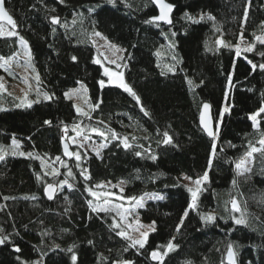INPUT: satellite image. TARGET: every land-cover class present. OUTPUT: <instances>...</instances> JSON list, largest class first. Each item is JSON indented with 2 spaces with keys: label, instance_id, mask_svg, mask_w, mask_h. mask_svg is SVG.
<instances>
[{
  "label": "trees",
  "instance_id": "16d2710c",
  "mask_svg": "<svg viewBox=\"0 0 264 264\" xmlns=\"http://www.w3.org/2000/svg\"><path fill=\"white\" fill-rule=\"evenodd\" d=\"M170 1L176 8L168 26L145 23L157 12L151 0H5L52 99L0 110V143L18 137L33 154L0 160V238H8L0 244V264H22L40 255L44 264H73V253L76 264H113L116 259L160 264L150 253L170 240L177 247L163 264H229V244L236 264H264V153H254L243 174L235 167L250 144L259 146L264 133V114L258 129L248 118L264 104V70L253 71L248 63H264V44L255 39L264 35V0ZM185 13L199 22L186 19ZM52 16L60 24L53 25ZM94 30L124 48L123 78L139 103L118 84L100 85L105 75L95 63ZM241 33L255 45L252 52L243 51L248 44ZM218 37L228 46L216 44ZM18 39L0 37V57L16 54ZM78 82L87 85L93 103L87 115L64 96ZM13 98L17 101L8 97ZM204 101L212 104L219 126L215 141L199 124ZM224 101L229 111L219 123ZM80 125L106 130L108 137L100 155L82 151L77 161L64 154L63 140ZM165 132L172 138L169 144L163 143ZM206 170L208 181L197 207L190 209L191 193L181 175L199 178ZM104 180L122 181L126 197L162 192L164 199H151L140 208L143 219L156 226L145 248H132L117 235L111 212H94L89 206L95 201L88 189ZM47 184L56 186L52 199ZM233 199L247 224L234 223ZM208 214L216 219H202Z\"/></svg>",
  "mask_w": 264,
  "mask_h": 264
},
{
  "label": "snow or ice",
  "instance_id": "6c2138e0",
  "mask_svg": "<svg viewBox=\"0 0 264 264\" xmlns=\"http://www.w3.org/2000/svg\"><path fill=\"white\" fill-rule=\"evenodd\" d=\"M152 2L159 8V15L151 17L150 21H145V23L163 21L164 23L172 24L171 13L174 9V5L166 2V0H152ZM61 3H63V0H61ZM109 3H115V0H109ZM4 4H5V0H0V22L6 21L7 24L11 26V30L5 31L3 23H0V37L18 36V33L16 31H14V29L17 28V24H16L15 20L13 19V17L5 9ZM89 11H92V9H89ZM184 15H185L186 19L192 20L194 23L199 22L198 20L193 18L189 13H185ZM204 16H205V14L201 13L199 19L200 20L204 19ZM246 17H247V12L245 13V18ZM208 18L212 19V20L215 19L210 14L208 15ZM60 22L61 21H60V18L58 16H52L51 17V23L53 25L60 24ZM73 23H75V20L73 21ZM261 27H262V29H264V22H262ZM53 32H55V28H53ZM94 35L99 36L101 34L100 33H94ZM172 35H175V33H172ZM240 39L243 41V39H244L243 33H241ZM255 39L257 41H259L261 44H264V35L255 36ZM19 43L25 49V54L29 57V61H30L31 60V50L28 46V42L23 37H19ZM216 44L228 46L223 39H218L216 41ZM254 47H255L254 44L249 43L248 46L243 49V51L252 52L254 50ZM240 54H241V48L239 46H236V55L239 56ZM260 55L262 57H264V52L260 53ZM12 59H13V57H7V58L0 57V68L5 69V71H10L9 62ZM71 59L73 61H76L77 57L73 56ZM173 59H175V57H173ZM111 62L115 63V61H111ZM95 63L99 64L100 60H96ZM248 63L251 65V68L253 71H255L257 69V67L261 70H264V63H261L259 65L254 64L251 61H248ZM169 71H174V68L169 67ZM104 75L109 77V81H108L109 83L118 84V86L121 87L125 92L129 93L132 97H134L136 99L137 103L140 102L139 96L124 81L122 73L111 72L108 68H105L104 69ZM36 79L39 80L38 75H37ZM0 80H2V78H0ZM25 82H27L26 78H25ZM229 82H231V77H229ZM78 83H79V88L69 89L68 91H66L64 93V96L67 99H69V100L73 99V97L75 95H77L79 92H81L82 90L85 92L87 91L86 86L82 82H78ZM99 83L103 87L105 84V81L100 80ZM189 83H191V81H189ZM0 90H6L5 85L3 83H0ZM26 97H27V94H25V101H24L23 106L31 107L32 102L27 101ZM44 98L45 99H52V96L45 94ZM20 106L21 105H17V107H20ZM98 106L99 105H96V107H98ZM210 107L211 106L207 103L203 104V111L200 114V123L203 126V130L206 132V134L209 137L213 138V141H215L216 137L219 135V129L217 127V129L215 131L213 130L212 118L209 114ZM76 110H77V112H81V109L79 107H77ZM141 110L143 111V108H141ZM223 111L227 112V111H229V109L227 107H225ZM261 114H264V104H262V106L256 112L251 113L248 117L252 121V127L253 128H257V129L259 128ZM84 115H87V113H84ZM145 115H147V112H145ZM50 123H51V121H45V124H50ZM65 131H66V129H65ZM92 131L95 132L98 130L94 128V129H92ZM77 134L79 135V133H77ZM99 135L104 136V133L100 132ZM164 137H165V139L163 140L164 144H169L172 142V138H171V136L168 135L167 132L164 133ZM258 143H259L260 147H256V146L250 144V151L246 152L245 158H242L240 160V162L236 163L235 167L237 170H239V174H243L244 172H247L250 170L246 167L247 158H251L253 156V154L257 153V152L264 153V133H261V138L259 139ZM12 145L15 146V148H19V146H20L19 142L15 138L12 139ZM81 146H83V145H81ZM103 147H106V145H101V148H103ZM124 147L125 148L130 147V145L127 143L126 138L124 141ZM215 151H216V146H215V142H213V145H212L213 155L215 154ZM12 154L16 155L17 153L14 151ZM19 154L25 155V153H22V152ZM64 154L67 156H73L74 155L77 161H79L81 159V156L79 153H73V152H70L68 150L67 144H65V146H64ZM27 155L32 156L33 154L27 153ZM97 155H99V153H97ZM136 155L139 156V155H141V153L137 152ZM4 158H5L4 154H0V160H4ZM59 159L60 158L57 157V160H59ZM151 159L155 160L156 157L153 155L151 157ZM209 164H211V160L209 161ZM68 175H72L70 170H69ZM89 178L90 177L85 175V180H87ZM184 179L191 181L192 184L194 185V187H188V186H185V187H187L188 192L191 193V202L189 203L188 208L195 209L197 207L198 193L202 189V184L204 182L208 181V173H207V171H205V173L203 174L202 177L196 178L194 180L192 177H184ZM65 183H66V181H65ZM121 183H123V182H121ZM233 184H235V180L233 181ZM97 187H101V185H97ZM55 188H56L55 185L47 184V186L45 188V192L48 194L49 199L53 198ZM88 191H90L91 195L94 197H99V195H100V193L92 191L91 189H88ZM120 191L123 192V188H121ZM104 195L105 196H112L114 194L113 193H104ZM120 198L124 199V197H122V196ZM5 199H8V198L5 197ZM128 199L135 201V205H134L135 207H138V208L144 207L143 197H141L139 199H137L136 197H129ZM154 199L162 200V199H164V197L163 196H156V197H154ZM88 203L94 212L107 213L110 211L108 200H105L103 204L93 205L92 201H89ZM231 204H232L233 210L240 212V208H239V205H238V202L236 201V199H233L231 201ZM111 207L118 209L122 206L121 205H112ZM124 211L127 212L128 210L125 209ZM118 215L120 216L121 220H126V216L123 213H118ZM187 215H188V211L186 209L184 211L183 217H181V223H183V219ZM202 219H204L208 222H211V221H214L216 219V217L212 214H208L206 217H202ZM232 219L234 220V223L236 225L247 224V220L243 215H241L239 217H232ZM127 227L132 228L133 225L128 224ZM114 228H121L120 223H114ZM141 229H146V230L141 231ZM177 230H179V226H178ZM135 231H137L139 233L138 238L133 237L132 235H130L128 233L127 230H124V229H121L120 231H118L117 235H119L122 238H124L125 240L129 241L130 247L137 248L138 250L143 249V248H145V245L148 242V237H149L150 233L156 231L155 222L153 221L151 224L143 225V224H140L139 220H137L136 226H135ZM7 239H8L7 237L0 238V244H4ZM174 239L175 238L173 237V240ZM91 243H92V241H89V244H91ZM161 247H163V249H164L163 251L160 250ZM175 247H177V246L172 242V240H170L167 243V245H165V246H159L158 245L157 249L153 250L150 253V257L152 260L159 261L160 264H163L164 257L167 256L169 252L174 250ZM124 250L127 251L128 249L125 248ZM16 251L19 252L20 249L16 248ZM68 251L72 252V249L69 248ZM235 257H236V253L233 249V245L229 244L228 249H227V259L229 261V264H236ZM17 259H19V257H17ZM71 259H72L73 264H76L77 256L75 255V253L72 254ZM114 264H134V262L131 260H118V261H115Z\"/></svg>",
  "mask_w": 264,
  "mask_h": 264
},
{
  "label": "rangeland",
  "instance_id": "374dc122",
  "mask_svg": "<svg viewBox=\"0 0 264 264\" xmlns=\"http://www.w3.org/2000/svg\"><path fill=\"white\" fill-rule=\"evenodd\" d=\"M0 23H3L5 31L11 30V26L8 25L7 23L5 22H0ZM14 31L17 32L16 29H14ZM94 33H100L101 35L97 36V35H94ZM19 37H22V36L18 34V38ZM91 39L96 44L97 48L99 49L98 54L96 55L95 59L100 60V64L102 65L103 70L105 68H108L111 72L123 73L124 63H125L124 48L121 45L117 44L116 42L111 41L108 38H106L98 30H94L92 32ZM218 39H221V38L218 37L217 40ZM25 40L27 41V39ZM18 42H19V39H18ZM169 42L170 44H172L171 40H169ZM243 44L247 45L248 44L247 40L244 39ZM28 46L30 48L29 43H28ZM167 47L169 48V46ZM11 57H13V59L9 62L10 71H5V69L2 68L3 72L0 74V78H2V80H0V83H3L6 89V90H0V110L9 108L11 106H17V105H21V107H26V106H23L24 101H25V94H27V97H26L27 101H31L32 104L40 100H44L45 94L52 96V93L46 90L41 84V77L39 75V70L37 69L35 61L33 59L32 51H31V60L29 61V57L25 54V49L19 43V50L17 51L15 55ZM111 61H115V63H112ZM167 64L169 65V67H173V66H170L171 64L170 61H168ZM37 75L39 76V80L36 79ZM25 78L27 79V82H25ZM101 80H104L105 84L109 83L108 82L109 77L107 76L102 77ZM83 84L86 86L87 91L85 92L82 90L77 95H75L73 99H71L75 107L76 108L79 107L81 109V112L79 113L90 112V109L93 106L87 85L85 83ZM74 88H79V83L75 86L68 88L67 90H65V92L68 91L69 89H74ZM9 95H12L13 97H15L17 101L14 98L8 99ZM225 107L228 108V105L224 101L221 114H220V118H219V123L221 122L222 116L225 113L223 111ZM76 127L77 128L75 129V133L67 134L65 136L66 140H68L70 144L69 147L71 146L70 147L71 152L79 153L80 156H82L81 154L82 151L86 153H90V154L99 153L100 155L103 149L101 148V145H105V141H106L105 139L106 137H108V131L100 129L93 125H91L88 128H85V126H82V125L76 126ZM94 128L97 129L98 131H95V132L92 131V129ZM100 132H103L104 136H100L99 135ZM77 133H79V135ZM13 138H15L19 142V145H20L19 148H15V146L12 145V141L9 144L0 143V154L13 155L12 153L15 151L17 153L16 155L18 156H28L27 153H31V152L23 146L22 140L18 137H13ZM258 147H260V145ZM21 152L25 153V155H20L19 153ZM73 157L75 158L74 155ZM250 162H251V158H247L246 167L248 169L251 164ZM47 168H49V166ZM184 177H190V176L187 174H183L181 175V178L188 187H194L192 182L187 179H184ZM194 179L196 178H193V180ZM121 182L122 181L114 183L109 180H104L98 184V185H101V187L96 186L94 188H91L92 191L100 193L99 197L93 196L94 201H95L94 205L103 204L105 200H108L109 207H110L109 212H111V218H112L113 224L120 223L121 225V228H118V231H120L121 229L127 230L130 235L138 238L139 233L135 231L136 221L139 220L140 224H143V225L151 224L153 221L144 220L140 213V208L134 206L135 201L128 199L129 197H126L123 194V192L120 191L121 188H123L124 190V183H121ZM104 193H113L114 195L105 196ZM121 196L124 197V199H121L120 198ZM156 196H162V192H148V193L139 195L136 198L139 199L143 197V202L145 206L149 200L154 199V197ZM198 196H199V193H198ZM112 205H121L122 207L117 209V208H112L111 207ZM238 205L240 208V212L233 210L232 204H231V209L235 212V217H239L241 215L244 216V213L239 203ZM125 209H127L128 211L125 212L124 211ZM118 213H123L126 216V220H121ZM128 224H132L133 227L128 228L127 227ZM143 230H146V229H141V231ZM118 260H130V259H116L113 261V264L115 261H118ZM22 264H44V256L40 255L30 262L23 261Z\"/></svg>",
  "mask_w": 264,
  "mask_h": 264
},
{
  "label": "water",
  "instance_id": "95a60500",
  "mask_svg": "<svg viewBox=\"0 0 264 264\" xmlns=\"http://www.w3.org/2000/svg\"><path fill=\"white\" fill-rule=\"evenodd\" d=\"M151 2H152V0H151ZM166 2L171 3V4L174 5V9H173V11H172V13H171V19H172V15H173V12H174V10H175V8H176V4H175L174 2H172V1H170V0H166ZM152 3H153V2H152ZM153 5L155 6L157 12H156L154 15H152L151 17L156 16V15H159V8H158L154 3H153ZM4 7H5V9L9 12V10H8L7 7H6V2H5V4H4ZM9 14H10V15L13 17V19H14V16H13L10 12H9ZM3 22L7 23L6 21H3ZM158 23L166 24V25H168V26L171 25V24L164 23L163 21H159ZM204 103H207V104H209V105L211 106V107H210V110H209V114H210V116H211V118H212V127H213V130L215 131V130L217 129V123H216V121H215V119H214L212 104H211L209 101H204V102L201 104V106H200L199 116H198L199 124H200L201 128L203 129V126H202L201 123H200V114H201V112L203 111V104H204ZM204 132H205V131H204ZM205 133H206V132H205ZM65 144H67V146H68V150L71 152L70 147H69V144H68V141H67L66 139L63 140V148H64ZM226 257H227V253H226ZM235 259H236V258H235ZM227 261H228V259H227ZM228 262H229V261H228Z\"/></svg>",
  "mask_w": 264,
  "mask_h": 264
},
{
  "label": "bare ground",
  "instance_id": "6f19581e",
  "mask_svg": "<svg viewBox=\"0 0 264 264\" xmlns=\"http://www.w3.org/2000/svg\"><path fill=\"white\" fill-rule=\"evenodd\" d=\"M71 150V149H70Z\"/></svg>",
  "mask_w": 264,
  "mask_h": 264
}]
</instances>
